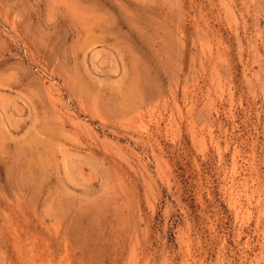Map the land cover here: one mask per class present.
Segmentation results:
<instances>
[{
    "label": "rangeland",
    "instance_id": "374dc122",
    "mask_svg": "<svg viewBox=\"0 0 264 264\" xmlns=\"http://www.w3.org/2000/svg\"><path fill=\"white\" fill-rule=\"evenodd\" d=\"M0 264H264V0H0Z\"/></svg>",
    "mask_w": 264,
    "mask_h": 264
}]
</instances>
